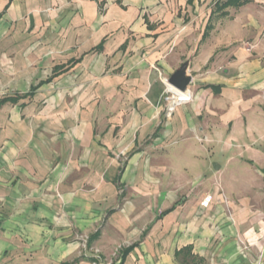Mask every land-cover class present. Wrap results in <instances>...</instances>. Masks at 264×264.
Returning <instances> with one entry per match:
<instances>
[{
	"label": "crops",
	"instance_id": "0c3cea01",
	"mask_svg": "<svg viewBox=\"0 0 264 264\" xmlns=\"http://www.w3.org/2000/svg\"><path fill=\"white\" fill-rule=\"evenodd\" d=\"M226 2L0 0V264H264V0Z\"/></svg>",
	"mask_w": 264,
	"mask_h": 264
},
{
	"label": "built area",
	"instance_id": "2783aa9c",
	"mask_svg": "<svg viewBox=\"0 0 264 264\" xmlns=\"http://www.w3.org/2000/svg\"><path fill=\"white\" fill-rule=\"evenodd\" d=\"M164 101L166 115L170 116L175 107L181 104L189 103L192 100V95L189 91L180 92L164 80Z\"/></svg>",
	"mask_w": 264,
	"mask_h": 264
},
{
	"label": "water",
	"instance_id": "95a60500",
	"mask_svg": "<svg viewBox=\"0 0 264 264\" xmlns=\"http://www.w3.org/2000/svg\"><path fill=\"white\" fill-rule=\"evenodd\" d=\"M191 82V77L186 75V66L183 65L175 71L167 80V83L180 92L187 90V86Z\"/></svg>",
	"mask_w": 264,
	"mask_h": 264
},
{
	"label": "trees",
	"instance_id": "16d2710c",
	"mask_svg": "<svg viewBox=\"0 0 264 264\" xmlns=\"http://www.w3.org/2000/svg\"><path fill=\"white\" fill-rule=\"evenodd\" d=\"M233 1H235V0H227L225 5H229V4L233 3ZM190 253H191L190 248H184V249L176 252L175 257H176L177 262L179 264H187L186 259L189 257L191 258L192 261H197V262L201 261L198 257L191 256Z\"/></svg>",
	"mask_w": 264,
	"mask_h": 264
},
{
	"label": "rangeland",
	"instance_id": "374dc122",
	"mask_svg": "<svg viewBox=\"0 0 264 264\" xmlns=\"http://www.w3.org/2000/svg\"><path fill=\"white\" fill-rule=\"evenodd\" d=\"M213 161H214L215 163H219L220 160L218 159V157H214Z\"/></svg>",
	"mask_w": 264,
	"mask_h": 264
}]
</instances>
